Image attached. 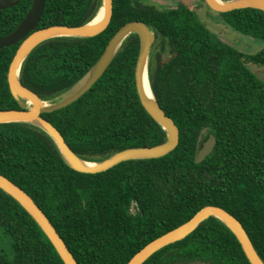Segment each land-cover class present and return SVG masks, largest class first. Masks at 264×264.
<instances>
[{"label": "trees", "instance_id": "16d2710c", "mask_svg": "<svg viewBox=\"0 0 264 264\" xmlns=\"http://www.w3.org/2000/svg\"><path fill=\"white\" fill-rule=\"evenodd\" d=\"M32 2L21 0L0 10V36L16 28ZM101 4L47 0L38 27L81 25L96 16ZM220 15L232 28L264 39L263 10ZM134 20L157 33L150 78L158 101L180 128L178 147L162 157L84 173L66 162L41 128L1 123L0 173L35 199L81 264H126L146 244L210 204L224 207L243 223L264 259V83L244 65L236 48L213 36L196 11L184 5L163 10L141 0H114L105 31L43 42L26 59L22 82L43 99L57 97ZM19 45L0 49V110L21 108L8 80ZM140 48L138 34L130 35L90 91L65 108L43 114L82 158L100 161L128 147L166 141V130L148 113L137 90ZM205 130L217 137V144L196 163ZM0 226L12 239V258L6 264H65L33 217L1 188ZM144 264L251 263L230 228L211 217Z\"/></svg>", "mask_w": 264, "mask_h": 264}, {"label": "water", "instance_id": "95a60500", "mask_svg": "<svg viewBox=\"0 0 264 264\" xmlns=\"http://www.w3.org/2000/svg\"><path fill=\"white\" fill-rule=\"evenodd\" d=\"M21 0H0V9L17 5ZM47 0H33L32 6L24 19L14 30L0 36V49L20 44L11 62L8 80L13 96L21 108L0 110V124L23 122L44 130L55 142L66 162L75 170L84 173L104 172L121 162L133 159L158 158L174 151L180 143V128L161 106L153 90L150 78L151 53L158 36L155 30L144 21L134 20L124 24L111 38L104 53L90 70L66 92L52 99H43L37 92L26 86L21 80L22 67L28 56L43 42L59 37L89 38L105 31L110 25L114 13V0H102L97 14L103 9V18L98 23L89 22L81 25H51L38 28ZM199 0H184L192 6ZM208 6L219 13L236 9L255 8L264 11V0H205ZM96 14V15H97ZM132 34L140 38V52L136 66V84L142 104L148 113L166 130L165 142L154 146H134L119 150L100 161H89L79 156L69 145L62 132L44 113L65 108L82 96L102 78L112 64L125 41ZM150 82L153 98L145 91V76ZM217 137L211 134L198 150L195 162L201 163L211 155L216 147ZM85 162L94 163L87 165ZM0 188L18 201L48 236L65 264H79L65 239L58 232L48 215L35 199L21 186L6 175L0 173ZM215 217L225 223L236 235L251 264H264V259L255 247L243 223L231 212L219 205H206L190 220L155 238L140 249L126 264H144L151 256L164 247L180 241L190 235L207 219Z\"/></svg>", "mask_w": 264, "mask_h": 264}, {"label": "flooded vegetation", "instance_id": "af4514ba", "mask_svg": "<svg viewBox=\"0 0 264 264\" xmlns=\"http://www.w3.org/2000/svg\"><path fill=\"white\" fill-rule=\"evenodd\" d=\"M141 1L144 2L145 4L153 5L159 9H163V10H165V9L166 10H174L180 6H183V5L192 9V6L185 4L184 0H141ZM15 6H13V7H15ZM10 8H12V7H10ZM6 9H9V8H6ZM6 9H0V10H6ZM192 10H194V9H192ZM194 11H196V10H194ZM219 23L220 24H226L229 27H231L229 24H227L222 19V16H221V20H219ZM234 30L237 31L238 33H234V32H231L229 30L231 33L236 34V37L233 36V39H232L233 43H227L220 36H219L218 40L236 48L240 52V59L242 60L244 65L248 66L252 70V72L257 76V78L262 83H264V56H263L264 39H262L260 36L248 34V33H245L243 31H238L236 29H234ZM212 33H214L216 35L215 37L218 36L215 32L212 31ZM211 134H213V133H209V131L207 130L204 137H206V136H208V137L207 138L203 137L202 144L204 141H206L209 138V136ZM3 254H4V252H3ZM3 254H0V264H6V261H7V259L3 256ZM73 254H74V252H73ZM74 256H75V254H74ZM76 259H77V257H76ZM77 261H78V259H77ZM79 264H81V263L79 262Z\"/></svg>", "mask_w": 264, "mask_h": 264}, {"label": "rangeland", "instance_id": "374dc122", "mask_svg": "<svg viewBox=\"0 0 264 264\" xmlns=\"http://www.w3.org/2000/svg\"><path fill=\"white\" fill-rule=\"evenodd\" d=\"M192 9L196 10L197 14L201 18V20L208 26V28L218 35L216 39H219L220 36L227 43H233V36L236 37V34L234 33L238 32L226 24H220V13L212 10L205 0H199L197 4L192 5ZM229 30L234 33H231ZM213 36L216 35L213 33ZM205 132H207V130H205ZM12 251V239L10 235L5 233L4 229L0 226V254H3L4 252L3 256L7 260H11Z\"/></svg>", "mask_w": 264, "mask_h": 264}, {"label": "bare ground", "instance_id": "6f19581e", "mask_svg": "<svg viewBox=\"0 0 264 264\" xmlns=\"http://www.w3.org/2000/svg\"><path fill=\"white\" fill-rule=\"evenodd\" d=\"M103 14H104V11L103 9L96 15V17L94 18L93 22L92 23H98L102 18H103ZM145 91L147 93V95L150 97V98H153V93L151 91V88H150V82L148 81V77L147 75L145 76ZM85 164L87 165H93L94 163H90V162H85Z\"/></svg>", "mask_w": 264, "mask_h": 264}]
</instances>
